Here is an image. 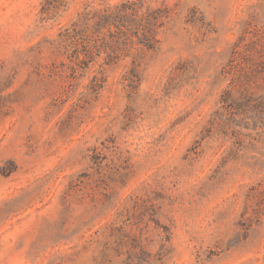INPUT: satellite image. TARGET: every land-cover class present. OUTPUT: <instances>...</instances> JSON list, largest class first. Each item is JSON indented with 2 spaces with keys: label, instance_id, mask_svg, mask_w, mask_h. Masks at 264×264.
I'll list each match as a JSON object with an SVG mask.
<instances>
[{
  "label": "rangeland",
  "instance_id": "rangeland-1",
  "mask_svg": "<svg viewBox=\"0 0 264 264\" xmlns=\"http://www.w3.org/2000/svg\"><path fill=\"white\" fill-rule=\"evenodd\" d=\"M0 264H264V0H0Z\"/></svg>",
  "mask_w": 264,
  "mask_h": 264
},
{
  "label": "trees",
  "instance_id": "trees-1",
  "mask_svg": "<svg viewBox=\"0 0 264 264\" xmlns=\"http://www.w3.org/2000/svg\"><path fill=\"white\" fill-rule=\"evenodd\" d=\"M126 6L127 3H123L118 10L102 15L101 21L128 27L127 29L132 30L143 45L153 48L158 42V29L163 24L164 13L160 8H147L145 12L143 10L144 2H132L131 7L126 8ZM128 10L131 12H128ZM120 22H124L126 25Z\"/></svg>",
  "mask_w": 264,
  "mask_h": 264
}]
</instances>
